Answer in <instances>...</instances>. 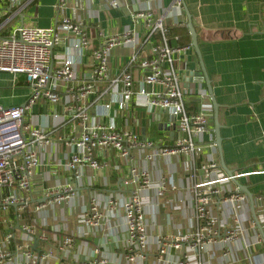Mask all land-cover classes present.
<instances>
[{"label":"crops","instance_id":"1","mask_svg":"<svg viewBox=\"0 0 264 264\" xmlns=\"http://www.w3.org/2000/svg\"><path fill=\"white\" fill-rule=\"evenodd\" d=\"M175 2L0 0V39L21 24L52 27L62 16L84 21L91 40L89 49L81 52L73 48L68 37L54 48L55 62L58 54L69 55L75 60L77 81L70 84L72 88L79 81L93 80V48L100 47L107 36L126 30L143 37L145 20L136 16L140 12L151 11L154 17L164 19L170 46H190L181 55H176V66L184 87L188 89L185 96L187 111L195 113L201 105H208L209 114L208 131L204 141L198 142L201 143L200 153L195 160L184 154L168 158L155 156L150 160L146 155L152 153V149L133 150L131 157H122L113 147L99 150L96 158L102 166L97 169L85 166L73 197L60 204L48 200L44 202L43 189L71 180L72 174L66 168L68 148L62 141L41 150L29 204L0 210V239L11 231L16 236L10 245L13 260L6 264H29L24 253L16 254L15 249L17 242L25 243L22 239L24 226L34 228L38 234L45 236V239H37L31 245L35 255H48L47 260H39L37 264H85L95 260H106L105 264H127L128 231L124 205L132 191L141 187L139 183L132 186L125 184L132 176L131 160L139 170H147L153 184L165 181L168 185L162 197H158L156 185L139 190L145 197L149 236L144 261L145 264H156L157 238H178L193 232L199 225L194 186L203 178L201 166L210 161H216L221 166L216 145L213 96L219 106L218 118L226 163L235 171L239 181L253 192L256 211L264 227V200L261 199L264 198V0H184L181 8ZM185 5L193 17L201 58L192 45ZM161 42V33H156L145 46L143 55H150L151 47ZM134 53L133 46L116 47L111 55L110 77L119 74ZM202 60L212 93L207 79L200 76L203 73ZM132 69L138 75L143 73L138 64ZM106 86L101 84L98 91ZM74 93L75 90L65 87L60 103L38 101L26 114L25 122L40 127L54 124L57 119L53 115L56 113L68 118L66 107ZM112 94L111 89L101 101L108 102ZM28 97L29 87L24 77L21 76L15 83L11 74L0 72V104L20 105ZM114 109L109 111L110 114H114ZM37 114L40 116L38 123L35 122ZM105 120L108 121V117ZM127 120L117 117L118 126H128L143 138L157 141L161 147L174 146L180 135L169 112L150 114L143 108L132 106ZM70 132L71 124L65 123L53 134V138L59 135L66 137ZM227 187L237 191L233 181ZM226 197H217L211 205L213 214L225 225L221 226L216 239L193 251L197 263L264 264V239L252 216L248 197L245 202H240V207L233 206ZM110 199L114 203L110 204ZM95 201L101 217L97 224H89L82 219ZM43 203H46L45 206L39 208ZM67 237L73 238V245L66 252L61 250V246ZM177 243L179 247L169 248V261L165 264H174V260L182 258L187 252L186 242Z\"/></svg>","mask_w":264,"mask_h":264},{"label":"built area","instance_id":"2","mask_svg":"<svg viewBox=\"0 0 264 264\" xmlns=\"http://www.w3.org/2000/svg\"><path fill=\"white\" fill-rule=\"evenodd\" d=\"M95 2L97 0H88ZM182 0H176L178 8ZM180 14V12H178ZM145 20V35L139 37L134 32L124 31L121 34L107 36L104 43L93 48L92 57L93 80L78 82L75 88L70 86L76 82L75 60L69 55L58 54L54 59V48L66 37L70 38L73 48L84 51L90 48L91 40L84 21L62 16L52 27L21 24L15 27L8 36L0 39V72L9 73L16 83L22 76L29 87V97L26 102L15 106L0 104V210L11 206L21 208L29 204L33 193L32 182L36 168L40 165V152L53 143L64 142L67 146L66 168L72 174L70 181L57 184L53 188L43 189L44 202L58 204L73 197L75 186L83 177L85 166L93 169L102 164L96 158V153L110 147L115 148L122 157H131L133 150L152 149L146 158L155 156L168 158L178 154L189 156L195 160L200 153L198 142H203L208 131V105H201L199 111L189 113L185 106V96L188 89L184 87L181 74L176 66V55H181L190 46H170L167 38V28L162 17H154L151 11L140 12L136 16ZM156 33H161L162 42L153 45L150 55L144 56L145 46ZM68 34V36H65ZM178 38V36H176ZM133 46L135 53L131 56L121 72L110 77L111 55L118 46ZM135 64L143 71L138 75L132 68ZM101 84H107L104 90L98 91ZM158 86V89L155 87ZM69 87L75 90L71 96L66 114H54L57 121L52 125L34 126L25 122V116L32 111L40 100L52 104L62 101V90ZM112 89V98L108 102L101 99ZM132 106L143 108L148 113L169 112L172 122L177 126L180 135L174 146L161 147L158 142L131 130L128 126L119 127L117 117L127 120L131 116ZM115 107L114 114L109 111ZM94 111L92 114L91 112ZM37 114L36 123H38ZM108 117V121L105 118ZM71 124L68 136L53 134L64 124ZM106 165V164H103ZM203 178L194 186L196 216L199 225L193 232L178 238L159 237L156 264H165L168 250L172 246L179 247L177 242H186L187 252L182 258L174 260V264H198L194 255L196 248H202L206 242L220 235L221 226L225 223L215 216L211 205L217 197L227 196L233 206L240 207V202L247 200V195L236 188L233 192L229 184L230 177L220 164L210 161L203 164ZM131 177L125 181L127 186L139 183L141 187L134 189L124 205L127 218V264H145L146 249L149 243L145 219V197L141 191L152 185L157 186V195H165L168 185L165 181L153 184L147 170H139L131 160ZM175 188V186H172ZM262 201L264 200L261 197ZM110 204L114 203L110 199ZM46 203L39 206L42 208ZM101 217L97 202L85 211L83 221L97 224ZM24 244L16 243V254L24 253L29 264L45 261L48 255H35L32 243L37 239H45L44 234H38L34 228L24 226ZM237 231V230H236ZM14 232H8L0 239V264L13 260L14 254L10 245L15 240ZM230 238V237H228ZM73 245V238L67 237L62 251H68ZM15 254V255H16ZM106 260L89 261L85 264H105Z\"/></svg>","mask_w":264,"mask_h":264},{"label":"water","instance_id":"3","mask_svg":"<svg viewBox=\"0 0 264 264\" xmlns=\"http://www.w3.org/2000/svg\"><path fill=\"white\" fill-rule=\"evenodd\" d=\"M182 1H183V4H185L184 0H182ZM185 11H186L187 19H188L187 26H188L190 33H191V36H192V45L195 47L197 53L199 54V56L201 58L202 56H201V51H200L199 43H198V34H197L196 28L193 24L192 14L186 5H185ZM202 65H203V73L200 76H201V78L205 77V79H207L210 91L212 93L213 91H212L210 79H209V76H208L206 69L204 67L203 60H202ZM213 101H214V106H215L214 118H215L216 145L219 149L221 167L225 170V172L230 177V179L236 184L237 190L240 192H243L247 195L249 202H250L252 216H253L254 221L256 222L257 227L259 228L261 235L264 239V227H263V225L259 219V216L257 214V211H256V203H255L254 194L250 190L248 185H245L239 181V179L237 178V175L235 174V171L233 169H230L226 163V160L224 157V152H223V138L221 136V125H220L219 118H218L219 106H218V103L216 102L214 96H213Z\"/></svg>","mask_w":264,"mask_h":264}]
</instances>
